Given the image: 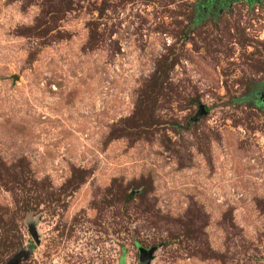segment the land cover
<instances>
[{
	"label": "rangeland",
	"instance_id": "rangeland-1",
	"mask_svg": "<svg viewBox=\"0 0 264 264\" xmlns=\"http://www.w3.org/2000/svg\"><path fill=\"white\" fill-rule=\"evenodd\" d=\"M263 100L264 0H0V264H264Z\"/></svg>",
	"mask_w": 264,
	"mask_h": 264
},
{
	"label": "water",
	"instance_id": "water-1",
	"mask_svg": "<svg viewBox=\"0 0 264 264\" xmlns=\"http://www.w3.org/2000/svg\"><path fill=\"white\" fill-rule=\"evenodd\" d=\"M205 114H206V111L204 110V108L202 106H200L199 113L197 114V116L195 117L194 120H198L199 118H201ZM151 260H152L151 253H147L146 251L141 250L140 257H139V263L140 264H149L151 262Z\"/></svg>",
	"mask_w": 264,
	"mask_h": 264
},
{
	"label": "flooded vegetation",
	"instance_id": "flooded-vegetation-1",
	"mask_svg": "<svg viewBox=\"0 0 264 264\" xmlns=\"http://www.w3.org/2000/svg\"><path fill=\"white\" fill-rule=\"evenodd\" d=\"M261 104L264 106V100H263V102Z\"/></svg>",
	"mask_w": 264,
	"mask_h": 264
}]
</instances>
